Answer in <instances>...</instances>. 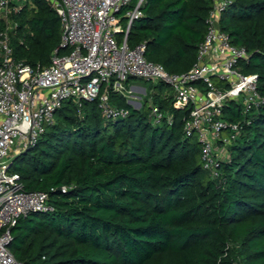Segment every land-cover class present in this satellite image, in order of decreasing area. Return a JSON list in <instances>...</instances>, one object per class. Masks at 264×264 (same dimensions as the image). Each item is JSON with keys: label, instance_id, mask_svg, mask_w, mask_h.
<instances>
[{"label": "trees", "instance_id": "1", "mask_svg": "<svg viewBox=\"0 0 264 264\" xmlns=\"http://www.w3.org/2000/svg\"><path fill=\"white\" fill-rule=\"evenodd\" d=\"M12 34L15 56L48 66L61 47V21L47 0H31ZM212 0H146L128 44L171 73L196 62ZM220 29L249 53L241 70L257 74L263 97L244 117L230 101L223 118L243 121L211 177L197 134L186 135L190 108H176L172 88L149 94L166 114L109 90L126 117H106L99 100H66L38 141L10 170L27 191L49 194L50 212H32L11 228L10 250L23 264H264V0H225ZM145 82H152L143 80ZM172 118V122L167 121ZM229 135L228 130L223 136Z\"/></svg>", "mask_w": 264, "mask_h": 264}, {"label": "built area", "instance_id": "2", "mask_svg": "<svg viewBox=\"0 0 264 264\" xmlns=\"http://www.w3.org/2000/svg\"><path fill=\"white\" fill-rule=\"evenodd\" d=\"M47 1L60 17L61 47L68 51L60 55L56 50L48 66H33L15 56L12 34L19 24L14 16L35 4L0 0V264H23L9 247L11 228L18 219L54 209L47 192L25 190L10 167L16 155L33 146L46 127L55 123V113L64 101L80 106L84 100L98 99L106 117L123 118L128 111L111 104L110 89L128 97L136 87L132 79L169 85L174 106L190 108L184 129L188 136L197 134L204 168L212 178L218 175L220 143L233 142L247 120L229 123L223 118L225 105L234 101L245 117L263 101L257 74L241 70L248 51L220 29L225 0H212L196 62L183 73H171L149 61L144 43L129 46L131 25L142 16L146 0ZM150 116L154 124H160L166 114L152 103ZM167 121L171 123L172 118ZM224 130L229 131L226 137Z\"/></svg>", "mask_w": 264, "mask_h": 264}, {"label": "rangeland", "instance_id": "3", "mask_svg": "<svg viewBox=\"0 0 264 264\" xmlns=\"http://www.w3.org/2000/svg\"><path fill=\"white\" fill-rule=\"evenodd\" d=\"M130 82L132 85L136 86L133 88L131 95L128 96V100L131 101V105L137 109H141L145 103L146 98H148L147 107L150 108L152 101L149 94L152 90L151 86L155 82H145L143 80L140 81L135 79H132ZM137 86L139 88H137ZM226 155H228L226 149L220 145L218 150V156L221 159H225L227 157Z\"/></svg>", "mask_w": 264, "mask_h": 264}, {"label": "water", "instance_id": "4", "mask_svg": "<svg viewBox=\"0 0 264 264\" xmlns=\"http://www.w3.org/2000/svg\"><path fill=\"white\" fill-rule=\"evenodd\" d=\"M128 103L131 105V101L130 100H128ZM135 108V107H134ZM135 109H137V108H135Z\"/></svg>", "mask_w": 264, "mask_h": 264}]
</instances>
